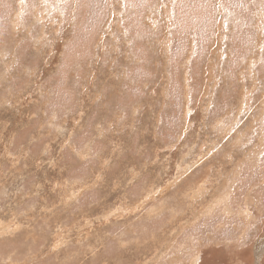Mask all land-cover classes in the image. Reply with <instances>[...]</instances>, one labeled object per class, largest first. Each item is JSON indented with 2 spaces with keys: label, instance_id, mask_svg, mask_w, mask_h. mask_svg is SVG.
I'll use <instances>...</instances> for the list:
<instances>
[{
  "label": "rangeland",
  "instance_id": "obj_1",
  "mask_svg": "<svg viewBox=\"0 0 264 264\" xmlns=\"http://www.w3.org/2000/svg\"><path fill=\"white\" fill-rule=\"evenodd\" d=\"M38 1L0 0V264H264V0Z\"/></svg>",
  "mask_w": 264,
  "mask_h": 264
},
{
  "label": "crops",
  "instance_id": "obj_2",
  "mask_svg": "<svg viewBox=\"0 0 264 264\" xmlns=\"http://www.w3.org/2000/svg\"><path fill=\"white\" fill-rule=\"evenodd\" d=\"M26 10H32V12H33V20L35 22H38L39 21L38 17H40L42 19L47 18V19L43 20L45 22L49 21L50 19H54V21H55V18H50V17L47 16L48 15V11L46 10V7L43 6V0H39L37 2V4H35L34 6H26L23 9L20 8V10L18 11L17 16H16L15 25L18 24V22H19V19L18 18L19 17H22V13L24 11H26ZM29 13L31 14V11H28V14ZM25 17H26V15H25ZM25 17H24V19H25ZM10 22H11V20H10ZM50 23H52V21ZM47 24H49V22H47ZM17 44L18 43H16L15 45H17ZM6 53L8 54V56H11V57L15 56V54H16V52H11L10 53V52L1 50L0 51V58H4L6 56ZM3 63H4V67H5V62H3Z\"/></svg>",
  "mask_w": 264,
  "mask_h": 264
},
{
  "label": "bare ground",
  "instance_id": "obj_3",
  "mask_svg": "<svg viewBox=\"0 0 264 264\" xmlns=\"http://www.w3.org/2000/svg\"><path fill=\"white\" fill-rule=\"evenodd\" d=\"M255 248H256V253H257L256 260L259 261L261 253L264 250V241L263 240L259 241L256 244Z\"/></svg>",
  "mask_w": 264,
  "mask_h": 264
}]
</instances>
